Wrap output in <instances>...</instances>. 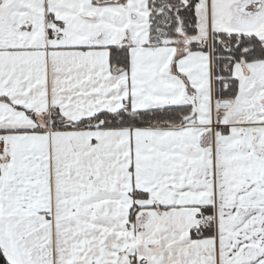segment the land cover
<instances>
[{"label":"snow or ice","instance_id":"6c2138e0","mask_svg":"<svg viewBox=\"0 0 264 264\" xmlns=\"http://www.w3.org/2000/svg\"><path fill=\"white\" fill-rule=\"evenodd\" d=\"M3 264H264V0H0Z\"/></svg>","mask_w":264,"mask_h":264},{"label":"trees","instance_id":"16d2710c","mask_svg":"<svg viewBox=\"0 0 264 264\" xmlns=\"http://www.w3.org/2000/svg\"><path fill=\"white\" fill-rule=\"evenodd\" d=\"M0 264H3V261H2V259H0Z\"/></svg>","mask_w":264,"mask_h":264}]
</instances>
